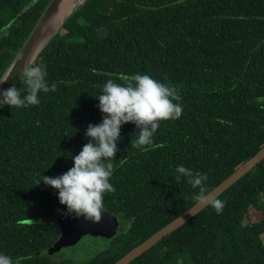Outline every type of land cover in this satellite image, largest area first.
Instances as JSON below:
<instances>
[{
  "label": "trees",
  "instance_id": "trees-1",
  "mask_svg": "<svg viewBox=\"0 0 264 264\" xmlns=\"http://www.w3.org/2000/svg\"><path fill=\"white\" fill-rule=\"evenodd\" d=\"M49 2L0 0V76ZM35 63L56 90L0 111V252L20 264H76L47 253L64 206L36 182L72 166L87 126L101 122L107 79L170 83L182 113L143 151L136 126L122 125L102 208L122 232L97 252L83 244L78 253L92 255L79 264H114L196 204L177 164L206 173L210 192L264 146V0H86ZM216 198L219 213L207 206L129 264H264V160Z\"/></svg>",
  "mask_w": 264,
  "mask_h": 264
},
{
  "label": "clouds",
  "instance_id": "clouds-1",
  "mask_svg": "<svg viewBox=\"0 0 264 264\" xmlns=\"http://www.w3.org/2000/svg\"><path fill=\"white\" fill-rule=\"evenodd\" d=\"M19 75L26 85L24 89L17 85L2 87L10 76H0V107L38 105L40 93L57 88L55 81L49 83L47 80L44 64L26 60ZM95 98L99 101L97 107L102 113L101 122L87 126L84 135L88 142L78 154L71 156L72 166L55 177L43 175L36 182L56 190L58 201L64 206L58 209L62 216L82 217L92 222L101 217L104 194L114 191L110 178L117 144L122 139V125L132 123L136 126L138 132L134 146L143 151L153 145L161 121L176 120L182 113L178 87L139 72L128 76L122 84L107 79ZM182 178L195 190L192 199L197 206L210 205L217 213L222 210L223 202L206 190V173L177 164L175 180L180 182ZM0 264H20V261L0 252Z\"/></svg>",
  "mask_w": 264,
  "mask_h": 264
},
{
  "label": "water",
  "instance_id": "water-1",
  "mask_svg": "<svg viewBox=\"0 0 264 264\" xmlns=\"http://www.w3.org/2000/svg\"><path fill=\"white\" fill-rule=\"evenodd\" d=\"M62 0H50L45 10L42 12L40 18L38 19L36 25L32 29L28 38L22 45L19 51L15 53V57L12 62L9 64L8 68L2 74V76H10L9 80L2 85V87L7 88L11 85H18L22 80L20 78V71L24 67V63L26 60H30L35 63L42 51L46 48L49 42L55 37L56 34L61 32L64 24L71 17V15L81 6L86 0H77L71 5V10L64 16L61 20L60 24L46 34L45 41L41 45V48L35 54V49L38 44L39 39L45 33L46 25L49 23L52 16L57 11ZM3 107H0V111ZM264 160V146L256 153V155L250 158L248 161L243 163L240 167H238L230 176H228L223 182H221L217 187H215L210 192L213 196L218 197L225 190L234 185L237 181H239L242 177H244L247 173H249L258 163ZM207 206H197V203L187 209L183 214L179 217L171 221L169 224L155 232L149 238H147L140 245L132 248L128 251L120 260L115 262L114 264H129L134 259L141 256L145 251L150 249L153 245L159 242L163 237L170 234L172 231L179 228L181 225H184L201 211H203ZM80 235L77 243L81 242L85 244V234L90 235V241L92 243V248L90 251L105 249L110 242L118 236L119 233L122 232V225L120 223L119 218L109 213L106 210H102L101 217L98 221H85L82 217L80 218ZM81 247V246H79ZM80 249V248H79ZM86 254V253H85Z\"/></svg>",
  "mask_w": 264,
  "mask_h": 264
},
{
  "label": "rangeland",
  "instance_id": "rangeland-1",
  "mask_svg": "<svg viewBox=\"0 0 264 264\" xmlns=\"http://www.w3.org/2000/svg\"><path fill=\"white\" fill-rule=\"evenodd\" d=\"M249 221L254 219V216L247 218ZM259 219V217H257ZM80 218H66L60 216L56 219V223L59 225L61 236L57 243L53 244L50 248L47 249V253L53 256H61L64 258H71L76 264H79L85 261L87 258H90L92 253L85 255V253L79 254V246L81 242L77 243L80 235ZM129 227V223L126 224V229ZM85 245L88 248V251L92 248V243L90 241V235L85 234L84 239ZM95 250H93L94 252Z\"/></svg>",
  "mask_w": 264,
  "mask_h": 264
},
{
  "label": "bare ground",
  "instance_id": "bare-ground-1",
  "mask_svg": "<svg viewBox=\"0 0 264 264\" xmlns=\"http://www.w3.org/2000/svg\"><path fill=\"white\" fill-rule=\"evenodd\" d=\"M77 0H62L59 7L57 8V11L50 19L49 23L46 25L45 33L41 36V38L38 41V44L35 49V54L37 51L41 48V45L45 41L46 34L55 29L61 22V20L64 18V16L71 10V5Z\"/></svg>",
  "mask_w": 264,
  "mask_h": 264
},
{
  "label": "flooded vegetation",
  "instance_id": "flooded-vegetation-1",
  "mask_svg": "<svg viewBox=\"0 0 264 264\" xmlns=\"http://www.w3.org/2000/svg\"><path fill=\"white\" fill-rule=\"evenodd\" d=\"M80 246H83V244L82 245H80ZM80 249H81V247H79ZM86 255V254H85Z\"/></svg>",
  "mask_w": 264,
  "mask_h": 264
}]
</instances>
